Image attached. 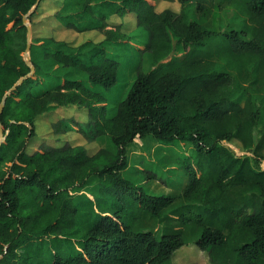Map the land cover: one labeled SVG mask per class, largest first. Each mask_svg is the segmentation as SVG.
Wrapping results in <instances>:
<instances>
[{
    "label": "trees",
    "instance_id": "1",
    "mask_svg": "<svg viewBox=\"0 0 264 264\" xmlns=\"http://www.w3.org/2000/svg\"><path fill=\"white\" fill-rule=\"evenodd\" d=\"M37 1L0 0V107L7 96L0 117V264H173L187 227L201 230L195 244L211 264H264V94L257 100L244 84L250 80L255 94L264 92V0H177L180 12H157L155 0H64L58 22L103 39L75 46L34 37L29 76L24 18L31 22ZM227 6L239 9L245 23L218 33L209 16ZM188 7L199 19L189 18ZM127 16L149 34L143 53L152 67L138 71L110 117L93 87L117 83L121 64L110 50L130 43L133 31L120 21ZM50 60L85 73L92 87L67 76L45 88L43 64ZM65 107L87 110L90 122L75 129L79 123L62 119L56 133L76 130L88 142L109 135L116 149L89 154L84 145L66 143L29 153L37 118ZM136 139L193 145L179 161L188 178L184 205L165 214L176 198L151 195L125 176ZM233 141L244 156L225 145ZM92 178L97 194L77 203L76 190ZM241 187L254 188L258 199L235 198ZM171 212L174 225L161 234L140 229Z\"/></svg>",
    "mask_w": 264,
    "mask_h": 264
},
{
    "label": "rangeland",
    "instance_id": "2",
    "mask_svg": "<svg viewBox=\"0 0 264 264\" xmlns=\"http://www.w3.org/2000/svg\"><path fill=\"white\" fill-rule=\"evenodd\" d=\"M64 0H43L37 13L32 17L31 22H27L31 31V47L28 53L29 58L34 53L32 48V40L37 37H53L58 41H66L78 46L85 41L92 39L99 42L103 36L98 32L78 33L75 30L63 27L55 18L58 8ZM155 9L161 12L165 9H172L175 12H180L182 7L177 0H155ZM186 13L191 19H199V15L195 13L194 8H186ZM112 21H119V19L112 18ZM127 23L125 30L132 32L130 43L122 47H114L110 50V57L120 62V71L117 83L110 89L106 90L102 86H94L93 90L100 92L107 100L109 106L108 116H113L118 108V105L123 101L131 86L136 80L139 70L144 72L152 67V58L149 54L143 53L145 44L149 40L148 32L143 29H134V16H127L120 20ZM210 26L216 32H223L229 29H240L244 26L245 18L241 11L236 7L227 6L224 10L217 7L213 9L209 16ZM32 50V51H31ZM33 57H36V53ZM178 58H183L184 53L179 52ZM42 64V63H41ZM224 66L223 63H219ZM45 79L44 87L51 88L59 84L64 77L69 76L72 79L81 80L87 86V75L75 69L73 72H68L62 65L53 63L51 60L43 64ZM236 74V71L233 70ZM248 79V77L246 78ZM250 80L246 81L245 86L248 88V93L252 94L257 100H260L264 92L256 93L250 87ZM92 87V86H91ZM74 120L79 124H74L75 129L78 125H86L90 122L88 112L85 109L77 107L60 108L44 114L36 120V136L30 141L28 148L29 153H33L37 149L46 148L48 146L60 147L66 143L73 145H84L89 154H94L101 148L115 150L111 137L109 135L102 136L96 142H88L85 137L78 131L74 130L66 134H58L55 132L54 124L60 120ZM1 132V129H0ZM232 153L241 157L247 151L244 150L241 144L237 141L225 144ZM193 145L191 143L176 142L172 144H160L153 140L136 139L127 149L128 168L125 176L136 182L149 194L156 196H170L177 199L173 208L166 211L169 213L173 209L185 204L180 198L183 189L185 188L188 178L181 169L180 159L193 154ZM148 176H154L153 180L148 181ZM98 181L95 178L90 179L88 184L84 187L78 188L75 192L74 198L77 203L97 194ZM235 198L240 200H257L258 197L252 187H241L233 190ZM175 218L171 212L166 221L158 223L154 219L146 220L141 226L142 230H154L161 234L167 227H173L170 219ZM178 226L176 229H180ZM186 246L182 247L175 253L173 264H211L206 252L200 251L195 241L201 234L198 228H185Z\"/></svg>",
    "mask_w": 264,
    "mask_h": 264
},
{
    "label": "water",
    "instance_id": "3",
    "mask_svg": "<svg viewBox=\"0 0 264 264\" xmlns=\"http://www.w3.org/2000/svg\"><path fill=\"white\" fill-rule=\"evenodd\" d=\"M41 1L42 0H38L37 1V3H36V5H35V9L39 6V4L41 3ZM34 9V10H35ZM28 16H26L25 18H24V23H25V25L27 26V28H28V33H27V49H26V51H25V60H26V63L30 66V68H31V71H30V74H29V76L30 75H32L33 74V72H34V67H33V65L31 64V62H30V58H29V56H28V53H29V50H30V47H31V43H30V39H31V31H30V27H29V25H28ZM26 79V77L25 78H21L15 85H14V87H12V89L10 90V91H13L14 89H16L20 84H22L23 82H24V80ZM6 98H7V96L4 98V100H3V102H2V106L0 107V117H1V114H2V112H3V108H4V104H5V102H6ZM4 140V134H3V131L1 130V132H0V145H1V142Z\"/></svg>",
    "mask_w": 264,
    "mask_h": 264
}]
</instances>
